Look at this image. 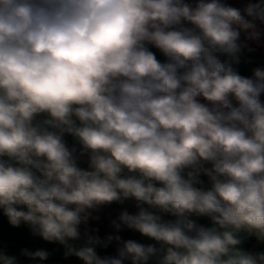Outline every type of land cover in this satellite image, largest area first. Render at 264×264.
<instances>
[{"label": "clouds", "instance_id": "obj_1", "mask_svg": "<svg viewBox=\"0 0 264 264\" xmlns=\"http://www.w3.org/2000/svg\"><path fill=\"white\" fill-rule=\"evenodd\" d=\"M262 37L264 0H0L9 223L82 264H264L243 247L264 244V68L234 67ZM126 201L138 211L122 210L114 232L154 243L86 227ZM113 243L114 255L97 254ZM0 264L17 258L0 253Z\"/></svg>", "mask_w": 264, "mask_h": 264}, {"label": "crops", "instance_id": "obj_2", "mask_svg": "<svg viewBox=\"0 0 264 264\" xmlns=\"http://www.w3.org/2000/svg\"><path fill=\"white\" fill-rule=\"evenodd\" d=\"M250 1L251 0H224L225 3L238 8H242ZM189 3H191V0H189ZM241 41H243V36L241 37ZM248 48H251L252 51H249L247 48L242 49L240 53V63L234 65L239 74L245 77H251L252 70L257 67L264 68V37H262V40L259 44L248 42ZM150 50L156 54L157 59L161 60L162 62L164 61L165 58L158 50L155 48H150ZM65 140L68 145L76 146L70 136H66ZM202 179L206 183V178L202 177ZM125 209L130 214H135L138 211L133 201H126L123 204L113 203L111 205L102 206L100 209L92 213L93 216H98L99 219L90 220L86 227L90 230L98 229L96 235H98L101 239L110 234H118L123 240L134 239L143 244L154 243L148 238L142 237L139 233L131 230L124 229L119 233L114 232V229L111 227V221L115 219L122 210ZM163 218L166 220L173 219L169 216H164ZM193 219H195L198 224L210 226V221L207 218L193 217ZM84 227L85 226L81 227V231L84 230ZM32 240L35 241L34 246L28 247L27 243ZM248 241L249 240H246L243 244L245 250H250L248 249ZM255 246L257 251H264V244H257L256 242ZM115 248L116 245L113 243L107 248L98 247L96 251L100 256L110 254L114 255ZM22 249H28L32 251L44 249L49 252V256L42 262L33 261L21 255ZM0 253L16 257L17 264H82V262L74 256L65 257L64 249L59 244L55 242H47L38 236H34L28 225L22 223L18 227L12 226L9 223L7 217L4 215L2 209H0Z\"/></svg>", "mask_w": 264, "mask_h": 264}, {"label": "trees", "instance_id": "obj_3", "mask_svg": "<svg viewBox=\"0 0 264 264\" xmlns=\"http://www.w3.org/2000/svg\"><path fill=\"white\" fill-rule=\"evenodd\" d=\"M186 2H189V0H186ZM250 2L254 3V2H257V0H251ZM261 100L264 101V94L261 95ZM68 146L70 148L73 147L72 145H68ZM76 147H77V151L79 152V147L78 146H76ZM78 163H79L80 167L85 168V169L87 168V159H86V157L81 158L78 161ZM248 240H249L248 241L249 242L248 243V249L253 250V251H257L256 250V246H255V244H256L255 239L254 238H249ZM34 244H35L34 240L29 241V243H27L28 247H32V246H34Z\"/></svg>", "mask_w": 264, "mask_h": 264}, {"label": "rangeland", "instance_id": "obj_4", "mask_svg": "<svg viewBox=\"0 0 264 264\" xmlns=\"http://www.w3.org/2000/svg\"><path fill=\"white\" fill-rule=\"evenodd\" d=\"M195 2V0H191V3H194Z\"/></svg>", "mask_w": 264, "mask_h": 264}]
</instances>
